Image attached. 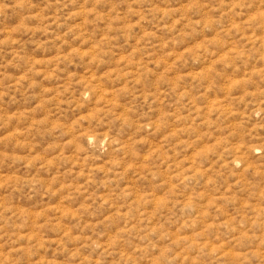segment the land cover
Segmentation results:
<instances>
[{"label": "rangeland", "instance_id": "1", "mask_svg": "<svg viewBox=\"0 0 264 264\" xmlns=\"http://www.w3.org/2000/svg\"><path fill=\"white\" fill-rule=\"evenodd\" d=\"M0 264H264V0H0Z\"/></svg>", "mask_w": 264, "mask_h": 264}]
</instances>
